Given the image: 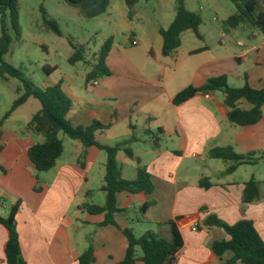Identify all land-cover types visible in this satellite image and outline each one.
Wrapping results in <instances>:
<instances>
[{
    "label": "crops",
    "instance_id": "1",
    "mask_svg": "<svg viewBox=\"0 0 264 264\" xmlns=\"http://www.w3.org/2000/svg\"><path fill=\"white\" fill-rule=\"evenodd\" d=\"M175 1H159L164 5L165 24L159 27L155 23L147 35L135 30L130 31L132 37L122 34L115 40L110 36L112 46L105 61L109 75L86 82L99 49L92 56L84 51L83 61L72 66L80 65L84 71L81 81L63 74L54 82L61 83L72 101L67 114L72 126L94 121L107 126L94 134L105 146H113L131 134L137 138L130 145L133 157L118 151L115 162L124 180H134L137 169L146 168L154 191L151 195H116L117 209L125 211L114 216L118 228L98 227L103 216L80 209L86 203L102 206L105 202L101 190L105 152L95 147L85 149L59 134L61 156L51 170L37 172L27 149L41 138L27 131V124L16 131L1 129L0 125V217L6 218L12 207H17L13 223L25 264H77L89 246L94 250V264H119L127 247L123 229L131 228L136 236L151 231L169 241V222L175 223L183 239V252L175 264H228L233 254L225 252L217 257L211 246L229 236L221 228L206 225L209 217L227 224L250 220L264 241V167H257L264 164L258 160L264 157V105L257 123L240 127L228 121L221 92L199 94L173 104L183 89L202 86L207 79L222 75L230 87L241 88L247 83L255 90L263 89L264 35L229 28L225 22L234 13L230 12L224 17L223 28L216 30L217 37L199 32L201 38H197L186 31L180 36L179 48L163 56L159 29H166L174 19ZM144 8H148L146 2ZM111 11L110 0L106 12L97 18L103 17L101 22L111 20ZM128 14L121 9L117 16L125 21ZM139 15L134 13L136 19ZM133 40L136 45L131 44ZM238 107L246 111L252 108L244 100ZM215 147H231L238 155H250L253 164L240 165L227 174L231 162L208 157ZM73 152L78 154L75 161L63 159ZM250 179L257 182L259 198L245 204L243 185ZM144 203L149 207L141 213ZM194 224L196 231L192 230ZM7 240L8 231L0 225V264H6Z\"/></svg>",
    "mask_w": 264,
    "mask_h": 264
},
{
    "label": "trees",
    "instance_id": "2",
    "mask_svg": "<svg viewBox=\"0 0 264 264\" xmlns=\"http://www.w3.org/2000/svg\"><path fill=\"white\" fill-rule=\"evenodd\" d=\"M63 1L69 6L77 8L79 14L86 19H94L104 14L110 4V0ZM123 1L129 9H132L139 2V0ZM230 1L235 11L227 18L225 24L231 29L240 28L264 35V0ZM185 3L186 0H176L174 19L166 29H159V34L162 37L163 56H169L179 48L180 36L186 31H191L197 38H201L199 27L202 24V19L198 14L187 10ZM18 5L17 0H0V78L3 80H8V78L17 79L22 85L17 90L19 96L12 102L2 121L7 119L28 99L38 100L40 109L30 118L25 128L34 136L41 138L40 142L27 149L28 159L37 172L51 170L61 156L63 144L59 134L79 142L85 149L95 147L105 152L107 160L101 188L105 193V202L102 206L86 203L80 209L90 215H102L103 221L97 225L98 227L112 225L118 228L114 216L125 211L117 209L116 195L121 192L128 195H151L154 191L151 176L146 168L139 167L134 180H124L121 178L115 162V155L118 151H123L130 158L133 157L130 145L137 142V138L134 134H131L128 139L117 142L113 146L101 145L97 142L94 134L97 131L105 130L107 126L96 121L87 126H72L67 120L72 101L63 92L60 82L38 87L25 80L20 70L4 61V56L8 53L12 41L6 24L7 15L10 17L15 36L20 37L17 21ZM41 14L42 31L61 36L56 22L47 15L43 8H41ZM70 45L72 52L67 62L69 65L74 66L83 61L84 49L71 42ZM111 46L112 38L109 37L101 46L96 63L92 65L91 71L86 76L87 83L110 74L105 61ZM57 68V66L45 64L42 70L49 77L57 71ZM215 92L222 93L223 105L227 109V119L231 124L244 127L253 125L261 119V108L264 105V88L255 90L247 83L241 88H233L227 84L224 75L209 78L202 86H189L183 89L175 95L173 104L179 105L196 95ZM241 100L248 102L252 108L247 111L239 108L238 102ZM1 149L0 145V151ZM208 157L231 162V165L225 171L227 174L234 172L240 165L253 164L254 160L250 155L236 154L231 147H215L208 152ZM258 160H264V157H259ZM243 186V203L247 204L259 198L257 182L254 179H250ZM148 207L149 203H144L140 207V212L144 213ZM16 212L17 207L14 206L6 218L0 217V225L8 231V240L4 250L6 264H25L20 256L18 236L13 223ZM205 224L221 228L229 236L226 241H215L212 244L211 249L215 256L221 257L225 252H231L233 255L228 260V264H236L237 262L242 264H264V241L260 238L252 221L242 219L233 224H227L214 217H209ZM168 225L171 234L169 241L159 238L151 231L136 236L131 228L123 229L122 233L127 240V247L124 258L119 264H135L137 261L144 264H175L176 257L183 252V239L175 223L169 222ZM138 252H140V255H138ZM76 262L77 264H94L93 247L89 246L77 258Z\"/></svg>",
    "mask_w": 264,
    "mask_h": 264
},
{
    "label": "rangeland",
    "instance_id": "3",
    "mask_svg": "<svg viewBox=\"0 0 264 264\" xmlns=\"http://www.w3.org/2000/svg\"><path fill=\"white\" fill-rule=\"evenodd\" d=\"M17 1L19 4L17 21L20 37L15 36L10 17L7 15L6 24L12 41L8 53L4 56V61L20 70L25 80L38 87L56 84L54 82L63 74L70 75L76 81L83 79L84 71H82L80 65L72 67L67 62L72 52L70 42L83 47L85 54L92 56V53H97L101 45L111 35L115 40L119 39L122 34L132 37L130 31L134 32L135 30L138 32L143 31L147 35L149 29L155 23L159 27L165 24L164 11H162L164 5L158 4L160 0H142L131 11L125 6L123 0H111L112 9L114 10L108 12L111 14L108 16L111 20L105 19L103 22H101V19H104L103 17L83 18L77 8L69 6L63 0ZM145 2L147 3V9L144 8ZM41 8L56 22L61 36L42 31ZM185 8L201 17L202 24L199 27V32L207 37H217L216 30L223 28L225 15L234 12V6L230 0H186ZM121 9H126L127 13H130L125 21L117 16ZM135 12L140 14V18L136 19ZM127 24L131 29H127ZM87 49L89 50L87 51ZM45 64L57 66V71L49 77L46 76L42 70ZM21 86L17 79L8 78V80H3L0 78V122L10 109L12 102L19 96L17 90ZM39 109L40 103L38 100L32 98L27 100L11 115V118L2 121L0 124L1 129L15 131L22 129ZM1 134L0 131V145L2 147ZM62 136L64 135L60 134V137ZM65 139L68 141L67 137ZM65 147H67L66 144ZM77 156L78 154L73 152L67 159L64 157L63 159L72 162L76 160ZM257 167H264V164L259 163ZM137 197L140 198V196Z\"/></svg>",
    "mask_w": 264,
    "mask_h": 264
},
{
    "label": "built area",
    "instance_id": "4",
    "mask_svg": "<svg viewBox=\"0 0 264 264\" xmlns=\"http://www.w3.org/2000/svg\"><path fill=\"white\" fill-rule=\"evenodd\" d=\"M131 44H132V45H136L137 43H136V41L133 40V41L131 42ZM196 226H197L196 224H194V225L192 226V230H193V231H196V229H197Z\"/></svg>",
    "mask_w": 264,
    "mask_h": 264
}]
</instances>
